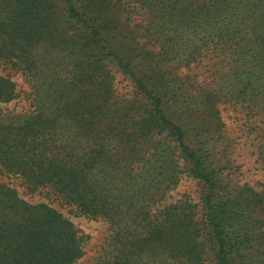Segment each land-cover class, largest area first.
Returning a JSON list of instances; mask_svg holds the SVG:
<instances>
[{"label": "trees", "instance_id": "trees-1", "mask_svg": "<svg viewBox=\"0 0 264 264\" xmlns=\"http://www.w3.org/2000/svg\"><path fill=\"white\" fill-rule=\"evenodd\" d=\"M215 97L264 163V0H0V264L82 258L51 201L106 225L89 264H264ZM183 177L197 201H168Z\"/></svg>", "mask_w": 264, "mask_h": 264}, {"label": "rangeland", "instance_id": "rangeland-1", "mask_svg": "<svg viewBox=\"0 0 264 264\" xmlns=\"http://www.w3.org/2000/svg\"><path fill=\"white\" fill-rule=\"evenodd\" d=\"M187 73L196 75V79L206 85H208L210 81L209 73L202 68H197L195 70L191 69L187 71ZM12 78L17 82L18 88H29L28 82L19 74H16ZM213 104L220 111L221 120L224 123L226 131L225 133L228 135L233 146L230 158L237 167L235 168V179L240 184H247L255 192L264 194V163L256 158L254 152L255 147L250 145L248 137H252V135L246 137V135L242 134V130L239 129V113L232 105L223 102L217 97L213 99ZM13 106L14 103H0V109L12 108ZM1 179L9 181L18 189L19 193L30 202L50 201L48 198L38 195L37 193L26 194L25 189L19 186L13 179H8L7 177H1ZM180 196H189L193 199L192 201H197V197L199 196V185L197 182L191 177H183L178 186L171 191L167 200L173 201ZM50 204L72 219L77 227L81 229L82 233L87 236L84 239L85 254L76 264H89L100 251L106 235V225L97 220L86 219L82 216H74L68 212L67 208L60 207L55 201H51Z\"/></svg>", "mask_w": 264, "mask_h": 264}]
</instances>
